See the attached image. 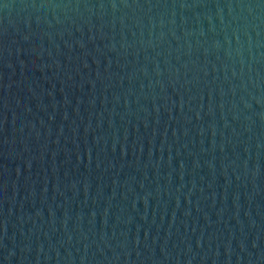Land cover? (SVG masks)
Returning <instances> with one entry per match:
<instances>
[{
	"label": "water",
	"instance_id": "water-1",
	"mask_svg": "<svg viewBox=\"0 0 264 264\" xmlns=\"http://www.w3.org/2000/svg\"><path fill=\"white\" fill-rule=\"evenodd\" d=\"M0 264H264V0H0Z\"/></svg>",
	"mask_w": 264,
	"mask_h": 264
}]
</instances>
